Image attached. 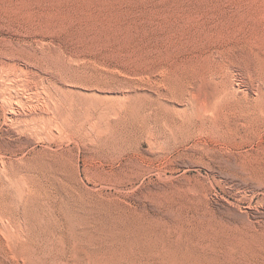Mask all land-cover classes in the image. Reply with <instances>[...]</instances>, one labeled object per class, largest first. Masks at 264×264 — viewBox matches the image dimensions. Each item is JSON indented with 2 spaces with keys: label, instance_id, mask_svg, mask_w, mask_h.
<instances>
[{
  "label": "rangeland",
  "instance_id": "1",
  "mask_svg": "<svg viewBox=\"0 0 264 264\" xmlns=\"http://www.w3.org/2000/svg\"><path fill=\"white\" fill-rule=\"evenodd\" d=\"M0 48L19 95L85 121L46 132L34 115L18 132L0 104L13 189L46 180L26 162L61 153L63 188L96 203L97 262L83 264H264L251 237L264 232V0H0ZM142 113L159 147L96 149L110 121ZM163 115L196 125L172 133Z\"/></svg>",
  "mask_w": 264,
  "mask_h": 264
},
{
  "label": "bare ground",
  "instance_id": "2",
  "mask_svg": "<svg viewBox=\"0 0 264 264\" xmlns=\"http://www.w3.org/2000/svg\"><path fill=\"white\" fill-rule=\"evenodd\" d=\"M5 51L0 48V55ZM27 85L29 86V83ZM30 100V98L19 95V70L0 67V104L3 109V121L8 126L18 132H23L21 122L26 121L30 116L40 115L41 121L37 127L41 131L52 132L64 127L75 133L82 131L85 121H81V118L71 119L70 116H67L69 119L64 118L62 115L65 113L62 114L63 111L59 109L58 105H54V107L59 111V116L54 114L49 116L50 100L46 102L41 96L33 101ZM24 104H29L26 105V110H23ZM70 114L72 115V113ZM142 115L145 114L142 113ZM142 118L143 125H139L137 117L132 115L119 117L116 122L114 120L115 123L112 121L109 122L110 124L106 123L107 127L104 126V131L107 134L96 140V149L110 158L109 153L112 150L113 152L119 151L114 153L117 156L113 159L114 161L120 160L126 155L129 157L140 154L139 144L141 141L148 142L149 147L156 146L158 139H162V136L165 137V135L157 131L154 125H150L148 116L145 115ZM159 121L158 119L157 122ZM158 124L173 133L184 130L192 124L196 125V122L189 116L169 118L168 115L167 117L163 115L162 124L161 122ZM29 128L31 129L32 125H29ZM145 129L147 135L144 134ZM142 132L145 136L141 134ZM135 136L141 137L139 139L137 137L136 144L134 143ZM90 138L92 137L90 136ZM157 146L160 145L157 144ZM23 163L25 162L23 161ZM7 165L6 160L0 156V264H6L5 260H9V264H69L64 257H71V252L74 253L75 264H83L84 258L94 259L97 262L95 258L98 255L100 234L98 209L96 203L88 202L84 199L86 197H81L80 194H74L69 187V189L63 188L62 182L59 180L63 177L60 173L66 168L64 155L54 153L50 158L36 161V163L26 162L27 170L34 166V169L38 170L37 174L44 171L46 180L44 182H35L34 180L19 182L23 183L20 188L19 183H16L18 187L14 184L15 188L13 189V181H11L9 172L11 167L8 168ZM13 191L16 194L20 193L21 198L19 199L17 195L18 199H9V196L14 193ZM251 237H255L259 243L264 244V232L252 233Z\"/></svg>",
  "mask_w": 264,
  "mask_h": 264
}]
</instances>
